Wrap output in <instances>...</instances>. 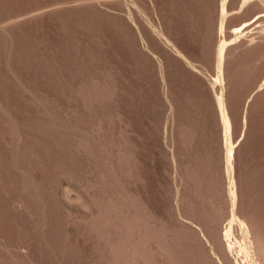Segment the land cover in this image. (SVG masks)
Wrapping results in <instances>:
<instances>
[{
  "label": "rangeland",
  "instance_id": "374dc122",
  "mask_svg": "<svg viewBox=\"0 0 264 264\" xmlns=\"http://www.w3.org/2000/svg\"><path fill=\"white\" fill-rule=\"evenodd\" d=\"M0 264H264V0H0Z\"/></svg>",
  "mask_w": 264,
  "mask_h": 264
}]
</instances>
